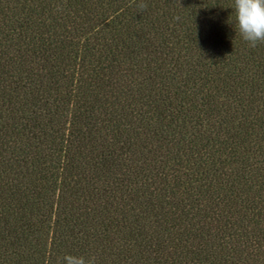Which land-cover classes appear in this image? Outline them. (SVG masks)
<instances>
[{
  "label": "trees",
  "instance_id": "trees-1",
  "mask_svg": "<svg viewBox=\"0 0 264 264\" xmlns=\"http://www.w3.org/2000/svg\"><path fill=\"white\" fill-rule=\"evenodd\" d=\"M139 2L0 0V264H264V43Z\"/></svg>",
  "mask_w": 264,
  "mask_h": 264
},
{
  "label": "clouds",
  "instance_id": "clouds-1",
  "mask_svg": "<svg viewBox=\"0 0 264 264\" xmlns=\"http://www.w3.org/2000/svg\"><path fill=\"white\" fill-rule=\"evenodd\" d=\"M144 0L136 4L139 10L147 8ZM234 11V29L249 47L255 48L264 43V0H232L230 5ZM56 264H97L94 255L64 254Z\"/></svg>",
  "mask_w": 264,
  "mask_h": 264
}]
</instances>
